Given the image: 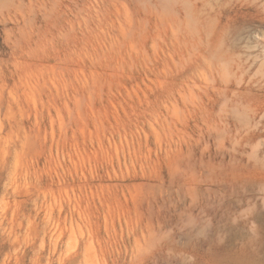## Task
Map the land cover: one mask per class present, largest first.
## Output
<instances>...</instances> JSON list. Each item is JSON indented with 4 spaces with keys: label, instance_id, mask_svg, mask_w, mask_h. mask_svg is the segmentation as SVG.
I'll return each instance as SVG.
<instances>
[{
    "label": "rangeland",
    "instance_id": "1",
    "mask_svg": "<svg viewBox=\"0 0 264 264\" xmlns=\"http://www.w3.org/2000/svg\"><path fill=\"white\" fill-rule=\"evenodd\" d=\"M0 264H264V0H0Z\"/></svg>",
    "mask_w": 264,
    "mask_h": 264
}]
</instances>
